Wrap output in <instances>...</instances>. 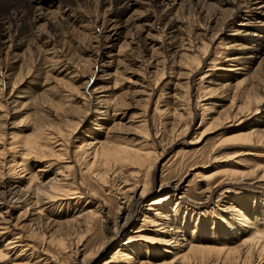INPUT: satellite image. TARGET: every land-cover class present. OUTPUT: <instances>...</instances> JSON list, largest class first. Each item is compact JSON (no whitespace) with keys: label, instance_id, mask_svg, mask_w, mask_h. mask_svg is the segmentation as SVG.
<instances>
[{"label":"rangeland","instance_id":"obj_1","mask_svg":"<svg viewBox=\"0 0 264 264\" xmlns=\"http://www.w3.org/2000/svg\"><path fill=\"white\" fill-rule=\"evenodd\" d=\"M217 1L189 0L177 10L192 47L175 53L166 14L156 0L135 4L127 13L124 0H41L35 6L30 0H0L1 23L21 13L29 22L40 6L41 12L58 15L69 7L81 24L78 31L63 29V37L53 40L56 67L37 59L48 49L45 37L55 34L43 23L36 24L44 32L41 40L27 42L19 27L10 55L0 46V199L6 203L0 207V251L5 254L0 264H183L171 249L177 245L175 227L187 239L194 230L192 236L203 244L236 246L240 255L234 262L220 257L190 264H261L253 236L264 239V140L253 138L249 144L229 137L240 127L264 131V98L255 117L236 126L240 116L233 115L254 109L256 100L251 94L246 98L242 88L236 97L221 86L229 76V85L255 81L263 96L264 68L254 74L259 63L250 49L254 42L240 26L247 0H225L223 6ZM137 13L154 23L152 33L161 41L157 53L151 58L140 42L143 31L135 29L139 41L121 43L118 58L97 72L95 37L108 35L110 20ZM251 22L254 33H264V27ZM231 65L241 71L233 76ZM99 144L115 150L141 145L149 155L139 161L112 157L104 163L99 154L93 157ZM53 178L62 179L58 197L39 212L25 198L26 186L30 180L45 184ZM131 183L145 186L136 207L127 200ZM20 196L23 202L14 203ZM160 198L164 200L148 210L149 202ZM87 211L93 213L82 215ZM121 214L129 218L113 232ZM163 222L166 227L157 232L155 223ZM138 229L140 234L132 232ZM13 239L18 245L5 250ZM248 250L257 252L246 257Z\"/></svg>","mask_w":264,"mask_h":264},{"label":"bare ground","instance_id":"obj_2","mask_svg":"<svg viewBox=\"0 0 264 264\" xmlns=\"http://www.w3.org/2000/svg\"><path fill=\"white\" fill-rule=\"evenodd\" d=\"M40 1L41 0H30V2L34 6L37 3H39ZM188 1L189 0H156L158 9L161 11V13L163 12L164 14H166V17H167L165 19L166 20L165 21V26L168 27L169 40H170L171 43L165 41L166 42L165 44H167V43L169 44L170 43L171 45L170 44L169 45L172 48V51H174V52L175 51L177 52L179 50H182L181 52L188 51L189 48L192 47V46H190L192 44V41L189 42V40L187 39V36L185 34V30L183 29V25L180 23V19L181 18L177 14V10L185 8ZM204 1H213V0H196V3H198V2L200 3V2H204ZM252 1H253L252 3L249 0L246 1L247 5H246V7H245V9L243 11V14H242L243 15V20H245V23H241L240 26L243 27L242 28V32H243L244 36L251 37L250 39L254 42L253 46L250 49H251V51H253L251 53H254V55H253L254 63L256 61L259 62V63H257V65H256V67H255V69L253 71V72H255L254 73L255 75H258L260 73H258L257 70L261 69L262 67L264 68V65L262 66V63L264 61V57L261 58V56L264 55V33L263 34L254 33L253 30L250 29L251 28L250 24H252L251 20H255L256 21L255 24H257V26L264 27V0H252ZM217 2H218V6L219 5L223 6V5L228 3L225 0H218ZM135 4L146 5L147 4V0H124L123 7H124V10L126 11V13L128 11H130V8L133 5H135ZM48 5L49 6H53V2H49ZM36 7H37V11L39 13L37 15H33V18L29 22L27 21L28 18H26L27 20L24 19V15H21L22 13L20 15L19 14L14 15L15 18H12L13 19L12 21L8 19L6 21H3L2 23L0 22V46L2 47V49H4L5 55H10L9 54L10 48H14L15 45L17 44L16 35H18L17 31H18L19 27L20 28L22 27L21 35H24L25 37L29 38V40L27 42H29V43L31 42L32 43L33 41L41 40V38H44L43 37L44 32L42 31V29L37 27L36 24H37V22L38 23L39 22L43 23L44 25H47L52 31L55 32V34H54L55 38L54 37L50 38L48 36L45 37L46 40L43 41V44L48 49L44 50L43 51L44 53L43 52L40 53L39 54V58H37L38 62L43 61V66H44V62L46 60H47V63L56 62V61H54V59L57 58L56 55H58V51L54 50L53 40L55 42L56 41L55 39H57V38L61 39L63 37V34L65 33V32L61 33L63 29L64 30H68L69 32H73L76 29L75 27H80L81 28V26H80L81 24H80V19H78V17H76V15L73 13V11L69 7H66L63 11H60V15L61 16L58 15V13H57L58 11L54 12V11H49L48 10V12H47V10H46V12L44 13V12L40 11L42 9L40 6H36ZM47 15H49V16H47ZM52 20H54L55 23ZM52 23H54V24H52ZM153 24L154 23H151L150 21L146 20L144 15L138 14V13L137 14L128 15L127 17H125L124 19H121V20H116V21L115 20H110V22L108 24V29H109L108 32H107L108 35L105 36L104 38L103 37L101 38L98 35H97L98 37H95L98 40V41H95V43H97L98 50L96 49L97 51H96L95 58H94L95 59L94 62L97 63V65H99L98 69H97V72H102V70H100V69L110 66V64L113 63V61H115L118 58V56H119V51L118 50L120 49L121 43L128 44L132 40L133 41L134 40H138V38H135V37H136V30L139 29V28L144 33V37H142L140 39V42H143L147 52L150 54V56L152 58L157 53V47L160 46L159 43L161 42V41L159 42L157 37L152 33L153 30H154ZM239 34H241V32ZM158 44H159V46H158ZM116 48H117V51H115ZM180 55H182V54H180ZM15 58L16 57H14L13 59H15ZM57 64L58 63H54V66L57 65ZM39 65H40V68H41L42 65L41 64H39ZM236 66H238V65H231L230 68H228V71H230L233 76L235 74H238L237 71H241V68L237 69ZM55 67H54V69H55ZM46 68H48V67H46ZM51 68H50V70H51ZM57 68L59 70L61 69L60 72H65L66 71L63 67L62 68L57 67ZM262 70H259V71L262 72ZM52 71H53V69H52ZM262 76H263V74H262ZM100 78H101V76H100ZM230 78L231 77L229 76L227 81H226L228 84L226 83L225 85H223V86L220 85V86L222 88H226V91L229 89V93L232 92V93H235V95H236V93H239L238 91L242 88L243 89L242 92L243 93L246 92L245 93V97L246 98H247V96L249 94H251V97L254 96L253 98H255V100H256V102H254L255 105H256V107L254 109H252L250 111H248L246 109L247 110V111H245L246 114H243L244 112L241 109L242 110L241 112H239V113L235 112L236 114L233 115V118H236L237 116H240L239 117V119H240L239 122L238 123L236 122L237 123L236 126H239L243 122H245L247 120H250L251 118L255 117V115L257 114V111L259 109L257 107V105H259L260 102H261V99L264 98L263 97L264 94L262 96L261 93L257 92L258 91L257 89L259 87V85H258L259 83L256 84L255 81H253L254 83H249L247 85H244V83L247 80L246 79H241L240 81H237L234 84H230L229 85V79ZM15 80H16V77H15ZM260 82H264V80L260 81ZM17 84L20 85L19 82L15 83L16 86H18ZM228 85H229L230 88L228 87ZM262 85H264V84H262ZM101 91H103V90H101ZM262 93H263V91H262ZM237 96L238 95H236V97ZM9 100H11L10 97H9ZM12 102H14V99H13ZM250 103H252V102H250ZM246 106H247V104H246ZM246 108H248V107H246ZM100 109H102V108H100ZM236 110H237V108H236ZM262 112H264V109H262ZM243 116L245 117V119H243ZM229 117H226V118L229 120ZM0 118H1V116H0ZM233 118H231V120ZM230 123H232V122H230ZM0 125H2V124L0 123ZM254 128H253V126H251L249 128L240 127L241 130H239L235 135L229 137V139L232 140V141H236V142H240V143H249V144H250V142L252 141L253 138H257L258 141L264 140V131H261L260 129H254ZM242 129H244V130H242ZM2 136L3 135L1 134V131H0V139L2 138ZM254 141H255V139H254ZM117 146H115V147H117ZM130 147L133 148L134 146H130ZM142 147L143 146H141V145L139 146L138 145L137 148H133V149H130V150H127L128 148L127 149H121L120 148L119 150H115V149H112L111 146H107V144H106V146H103V144H99L98 149L95 151L96 152L94 154L95 156H93V157L95 158L99 154L100 157L102 156L104 158V163L105 162L108 163V160H110V158H112V157L114 159H116V158L117 159L118 158L119 159H121V158L124 159V157H126V156L127 157L129 156L130 158L132 156L133 159L139 161V159L142 158V156L149 155L148 154L149 152H147L148 150H145ZM116 149H118V148H116ZM103 158H102V161H103ZM114 159H112V160H114ZM130 160H132V158ZM145 160H147V159L145 158ZM127 161H129V158H128ZM142 161H143V159H142ZM103 166H105V165H103ZM107 166L108 165L106 164V167ZM103 171L106 172L105 169ZM97 172L98 173L95 172L96 175L98 174V175L101 176L103 174V172H101L102 173L101 174L99 170ZM102 176H101V178H102ZM96 177L98 178V176H96ZM262 177H263L262 175L260 177L258 176L259 179L257 181L259 182L260 180H262ZM61 181H62V179L59 180V179L53 178L50 181H48L49 183L42 184V183H38L37 182V184L36 183L32 184V181L30 180L29 184L26 186V191H27L28 194L26 196L25 195L24 196H25V198L27 197L29 202L31 200V203H33L36 206V210L37 211L41 212L43 209H47L51 205L50 202H53L54 199H56V197H58L57 192H58V190H60L58 188H59V183H61ZM63 181H65V179ZM61 185H62V183H61ZM168 187L171 188L172 186L168 185ZM60 192H62V191H60ZM127 193H128L127 194L128 196L127 195L126 196L128 198L127 200L129 202V205H131L132 207L133 206L136 207V206L139 205L140 200H142V198L145 195V186L144 185H140L139 186L138 184L132 185V183H131V187L127 189ZM63 195H61V196H63ZM25 198H24V201H25ZM163 200H164V198H160V199H158V201L156 199L150 201L149 204H148V206H149L148 210H154L155 206H157ZM16 202H23L22 197L21 196L17 197L14 200V203H16ZM3 204H6V203H4V200L1 198L0 199V207ZM230 211L232 213L237 212V210L234 207H231ZM91 212L92 211H87V212L83 213L82 215H90ZM158 214H159L160 218H162V216H163L162 213H158ZM127 215L126 214L125 215L121 214V216H119L118 222L113 224V232L120 230V228L125 224V222L129 218V216H127ZM94 216H96V215H94ZM243 216L244 215L242 213L239 214L240 218L241 217L243 218ZM87 218H89V217H87ZM144 218H147V217L145 216ZM163 218H164V216H163ZM253 218L255 219L256 217H253ZM89 219H91V218H89ZM89 219H88V221L90 223L91 221ZM82 220H84V217H82ZM92 220H93V218H92ZM85 221H87V220H85ZM82 222H84V221H82ZM152 222L153 221H150V223H152ZM85 223H87V222H85ZM155 224H156L155 227H157V230H156L157 232L158 231L161 232L163 230V228L166 227V223H164V222L163 223H155ZM87 226L89 227L90 225L88 224ZM88 227H86V228H88ZM181 229L182 228H180V227H175V230L173 231V236L175 238V241L173 240V242L174 243L176 242L177 245H176V247H171V249L173 248V251L174 250L178 251L177 256L179 257L180 263L183 261V264H190V262L194 261L195 259L197 261L198 260L199 261H207V260H210L211 258H215V259H211V261H213V260H219L220 257L222 258V260H225L226 262H231V261L234 262V261H236V259H238L240 257V255L236 256V254L239 253L236 250L237 249L236 246L233 247V248H230V247L229 248H225V247H221V246H215V245H213V243L212 244H208V242L207 243L205 242L203 244V241H200L195 236H192V234L195 232L194 230L190 233L191 235L188 237L189 239H187L185 235L188 236V234L184 233ZM132 232H136L137 234L141 233V231H139V229L136 230V231H132ZM255 233L258 234L257 232H255ZM177 235H180V238H176ZM253 237H254V239L257 242L255 244L258 245V248L260 250V252L257 253V256H255L256 257L255 259L258 260V263L262 264V263H264V239L262 238V240H261V238H258V237L255 238V236H253ZM16 239H13V240L9 241L5 245V250H10V249L12 250L15 246H17L18 242L15 241ZM180 240L183 243L180 242ZM161 241H164V240H161ZM164 242H165V244H167L166 246H168V245L170 246L171 245L170 240L164 241ZM128 243H129V241H127L124 244H128ZM101 247H103V245H100V247H98V248L101 249ZM169 249H170V247H169ZM123 250L124 251L128 250V247H125ZM166 251L168 253L173 254L172 251H168V250H166ZM254 251H256V250H254ZM254 251L250 252V250H248V252L247 253L245 252L244 255H246V257L247 256L248 257H250V256L253 257V255L255 253ZM118 252L119 251L117 250V253ZM182 252H184V253H182ZM127 254H125V256H126L125 259H127V260L129 259L130 260L131 256L127 255ZM3 255L5 256L4 252L0 251V258L4 257ZM211 255H212V257H210ZM18 256L19 255H17V257ZM146 262L147 263L142 262L141 264H150V263H148V261H146ZM78 263L82 264V263H84V260H80V261L78 260ZM155 263H153V264H155ZM214 263H216V262H214ZM105 264H107V263H105ZM159 264H163V263L159 262ZM164 264H168V263H164Z\"/></svg>","mask_w":264,"mask_h":264}]
</instances>
